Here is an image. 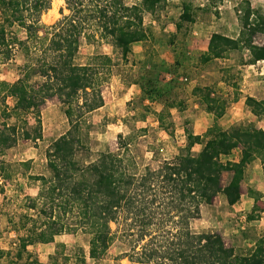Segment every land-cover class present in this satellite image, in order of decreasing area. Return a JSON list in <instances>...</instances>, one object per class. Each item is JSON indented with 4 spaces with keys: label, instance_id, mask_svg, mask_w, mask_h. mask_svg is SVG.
Here are the masks:
<instances>
[{
    "label": "trees",
    "instance_id": "16d2710c",
    "mask_svg": "<svg viewBox=\"0 0 264 264\" xmlns=\"http://www.w3.org/2000/svg\"><path fill=\"white\" fill-rule=\"evenodd\" d=\"M85 1L65 0L69 13L48 27L45 45L38 25L25 16L24 0H0V59L8 60L12 54L9 26L18 24L28 34L20 42L27 63L19 68L18 78L13 82L0 80V156L21 138H43L41 106L53 97H58L70 125L46 150L49 175L38 177L41 190L19 216L18 229L25 232L31 245L55 243L64 232L81 231L88 238L89 256L100 261L114 239L111 224L119 222L137 225L142 237H149L138 257L141 264H264V234L256 237L249 248L238 250L226 246L219 233H197L190 226L192 219L200 217L201 205H213L221 194L229 205L239 203L249 167L257 160L264 165V128L243 122L225 128L221 120L227 118L230 100L221 91L212 86L194 87L192 96L213 115L214 121L203 133L187 131L185 152L173 161L163 162L157 169L145 166L143 171H133L132 158L118 152L100 151L95 159H86L89 147L85 143L88 133H84V115L104 105L101 85L112 74L113 66L120 68L130 63L132 56L136 59L140 55L135 52L139 43L146 41L150 46L148 55L139 56L136 62L142 92L139 100L141 104L149 101L147 113L154 103H160L159 123L170 129L172 122L167 119L171 109H185V102L174 93V81L168 78L173 68L176 70L183 62L177 58L171 64L161 58L159 45H175L179 34L186 33L188 25L196 22L193 2H180L177 32L165 39L144 21V13H155L164 0H134L130 5L124 0H104L92 8ZM239 16L238 34L213 32L196 66L244 50L251 54L248 64L264 61V43L256 42L258 35L264 37V8H254L247 1ZM90 28L112 45L111 60L84 65L77 62L81 37ZM44 67L47 73L37 79ZM223 71L229 86L230 69ZM246 103L258 113L264 100L249 96ZM196 146H200L198 151L193 150ZM238 148L239 159L231 162L228 158ZM10 169L9 162L0 160L5 181L11 178ZM226 171L232 172V177L224 185ZM256 216L251 212L246 219L252 221ZM55 245L50 264L60 259L68 264L71 255L65 253L66 244ZM15 249H0V264H6L1 259L7 255L13 256V263L24 260L25 264H45L26 246ZM75 258L76 264H87L84 251L76 253Z\"/></svg>",
    "mask_w": 264,
    "mask_h": 264
},
{
    "label": "rangeland",
    "instance_id": "374dc122",
    "mask_svg": "<svg viewBox=\"0 0 264 264\" xmlns=\"http://www.w3.org/2000/svg\"><path fill=\"white\" fill-rule=\"evenodd\" d=\"M39 1L40 7L36 3L37 0H24V13L28 20L38 25L39 36L46 38L48 27L68 14L69 10L65 0ZM181 1L164 0L155 13L145 12V24H152L158 36L168 39L170 34L177 32L176 23L181 13ZM191 1L197 15L196 22L188 25L186 33L182 31L179 34L175 45H159L161 58L171 64L177 58L183 62L176 70L173 68L174 73L168 74V78L174 81V93L178 94L179 100L185 102V109L180 107L171 109V116L167 119V122H172L170 129H165L159 123L157 114L162 109L160 103H154L151 106L152 111L147 113L149 101L141 104L139 100L142 92L136 62L139 56L143 58L148 55L150 46L146 41L139 43L135 47V52L140 55L136 59L132 56L130 63L122 64L120 68L113 66L112 74L101 85L104 105L84 115V133H88L85 143L89 147V157L86 159H95L100 151L118 152L126 158H132L133 171H143L145 166L157 169L163 162L173 161L177 155L185 152L187 131L203 133L214 121L213 115L192 96V91L197 85L212 86L229 98L227 118L221 120L225 128L235 122L264 128V105H261L256 113L253 107L246 103L249 96L264 100V61L248 64L251 54L244 50L243 53L232 52L228 58L196 66L198 57L201 52L206 51L213 32L219 31L236 36L241 28L239 14L245 10L247 1L254 8H264V0ZM98 2L104 0L85 1L91 8ZM124 2L130 5L134 0ZM8 32L12 40V54L8 60L0 59V80L13 82L18 78L19 68L27 63L20 42L27 39L28 34L18 24L9 26ZM45 38L43 43L46 45L48 40ZM256 42L264 43V37L258 35ZM38 43L42 46V42ZM113 57L112 45L108 40L102 39L95 28H90L86 36L81 37L77 56L79 64L111 60ZM228 68L231 76L229 86L224 82L223 71ZM47 70V67H44L37 79L43 78ZM122 75H126L127 79ZM8 103L12 104V99H8ZM143 114L147 115L145 119L141 117ZM41 117L42 139L21 138L17 145L0 156V160L11 164L10 179L5 181L0 173V186H4L0 188V249H12L15 252V248L26 246L40 262L50 264L51 255L56 250L55 243L61 242L66 244L65 253L71 255L68 264H76L75 254L82 251L86 255L87 264H141L138 257L150 239L148 236L142 237L141 229L137 225L135 227L113 222L111 226L115 234L114 239L100 261L89 256L88 238L81 231L64 232L56 237L55 243L31 245L26 239L25 232L18 229L19 216L27 211V204L32 198L37 197L41 190V181L38 177L49 175L46 150L70 126L58 97L47 100L41 106ZM30 123H34V120L30 119ZM126 143L128 147H125ZM199 149L200 146H196L193 150ZM239 156L240 148L228 159L236 162ZM21 162H26V165ZM231 177L232 172H224L223 184H228ZM257 184L262 188H253ZM243 193L242 201L235 207L224 203L220 195L215 198L213 205L202 204L200 217L191 220L192 230L197 233L205 231L219 233L226 246L238 250L252 246L254 239L264 234V165L260 160L249 167L247 179L243 183ZM251 212L257 215L256 218L248 221L249 225L243 224L241 216ZM155 230L159 233L158 229ZM12 258L10 255L3 256L1 262L25 264L24 260H15L17 263H13ZM57 264H64L63 259Z\"/></svg>",
    "mask_w": 264,
    "mask_h": 264
},
{
    "label": "crops",
    "instance_id": "0c3cea01",
    "mask_svg": "<svg viewBox=\"0 0 264 264\" xmlns=\"http://www.w3.org/2000/svg\"><path fill=\"white\" fill-rule=\"evenodd\" d=\"M208 44H209V41H208ZM208 44H207V48H208ZM207 50V49H206ZM229 183V182H228ZM253 188H262V186L259 184H257V185H254L253 186ZM219 196H217V198H218ZM243 197H244V193H243V195H242V197H241V201H242V199H243ZM220 198L222 199V201L224 202V203H227V200H226V197L223 195V194H221L220 195ZM251 201V200H250ZM253 201H251V203H252ZM250 203V202H249ZM228 204V203H227ZM238 204H240V202L239 203H237V204H235V205H229L228 204V206H230V207H235L236 205H238ZM243 216H246L247 217V215L246 214H243L242 216H241V221H242V223L243 224H247V225H249V222H248V219H246V221H243Z\"/></svg>",
    "mask_w": 264,
    "mask_h": 264
},
{
    "label": "built area",
    "instance_id": "2783aa9c",
    "mask_svg": "<svg viewBox=\"0 0 264 264\" xmlns=\"http://www.w3.org/2000/svg\"><path fill=\"white\" fill-rule=\"evenodd\" d=\"M242 218H243V221H246V216H243Z\"/></svg>",
    "mask_w": 264,
    "mask_h": 264
}]
</instances>
